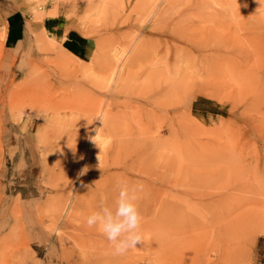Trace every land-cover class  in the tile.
<instances>
[{
  "label": "rangeland",
  "instance_id": "374dc122",
  "mask_svg": "<svg viewBox=\"0 0 264 264\" xmlns=\"http://www.w3.org/2000/svg\"><path fill=\"white\" fill-rule=\"evenodd\" d=\"M16 1L81 45L39 33L25 64L0 40V264H264L258 224L237 231L240 262L218 255L232 216L264 217V0ZM122 182L145 241L115 255L86 218Z\"/></svg>",
  "mask_w": 264,
  "mask_h": 264
},
{
  "label": "crops",
  "instance_id": "0c3cea01",
  "mask_svg": "<svg viewBox=\"0 0 264 264\" xmlns=\"http://www.w3.org/2000/svg\"><path fill=\"white\" fill-rule=\"evenodd\" d=\"M6 2L11 4L6 5ZM64 26L58 14L48 15L44 19H35L16 0H0V31L5 29L6 32L1 48V54L4 57L19 56L25 64L38 63L47 53L39 48L36 37L39 33L57 41L65 40L66 48H62L75 50L81 45V37L71 35V31L66 32ZM51 46L57 50L53 44ZM58 50L62 51L61 48ZM24 205L27 206L24 208V215L28 218L23 224L25 228L38 222L36 218L39 215L36 212L37 203L24 202ZM261 258H264V252Z\"/></svg>",
  "mask_w": 264,
  "mask_h": 264
},
{
  "label": "clouds",
  "instance_id": "9594fccd",
  "mask_svg": "<svg viewBox=\"0 0 264 264\" xmlns=\"http://www.w3.org/2000/svg\"><path fill=\"white\" fill-rule=\"evenodd\" d=\"M118 188V198L114 207L102 201L98 210L86 218V225L89 228L99 229L112 245L115 255H124L143 240L142 216L136 203L138 189L129 187L123 182Z\"/></svg>",
  "mask_w": 264,
  "mask_h": 264
},
{
  "label": "bare ground",
  "instance_id": "6f19581e",
  "mask_svg": "<svg viewBox=\"0 0 264 264\" xmlns=\"http://www.w3.org/2000/svg\"><path fill=\"white\" fill-rule=\"evenodd\" d=\"M175 1H173V3H174ZM175 4H176V2H175ZM5 27H6V25H5ZM6 32H5V29L2 31V33H0V40L1 39H3V37H4V34H5ZM146 88V87H145ZM144 92V91H143ZM147 92V91H146ZM136 93V92H135ZM172 99V98H171ZM170 99V100H171ZM109 102V101H108ZM172 101L171 102H168L167 104L168 105H170V107L168 108V109H166V113H167V111H169L170 109H174L175 108V105H176V103L175 102H173L172 104ZM167 104H165V105H167ZM107 105V104H106ZM134 108V107H133ZM187 110V109H186ZM191 110V109H190ZM169 114V113H168ZM176 114V113H175ZM175 114H174V116H175ZM182 114V113H181ZM185 114V113H184ZM187 115V114H186ZM126 116V115H125ZM179 116V115H178ZM185 116V115H184ZM190 116V115H189ZM131 117V116H130ZM180 117V116H179ZM186 117V116H185ZM191 117V116H190ZM128 119V118H127ZM174 119V118H173ZM109 120V119H108ZM171 120V119H170ZM169 120V121H170ZM172 121V120H171ZM180 121V120H179ZM185 121V120H184ZM177 122V121H176ZM186 122V121H185ZM192 122V121H191ZM135 123V122H134ZM173 124V123H172ZM179 124V123H178ZM101 125V124H100ZM131 126V125H130ZM138 126H139V124H138ZM170 126H172V125H170ZM181 127H183V125L181 124L180 125ZM185 126V125H184ZM189 126V125H188ZM104 127H106V126H104ZM108 127V126H107ZM173 127V126H172ZM174 127H176V126H174ZM173 127V128H174ZM178 127V126H177ZM180 127V128H181ZM172 128V129H173ZM182 129V128H181ZM184 129V128H183ZM139 130V129H138ZM178 130V129H177ZM142 131V130H141ZM179 131V130H178ZM183 131V130H182ZM172 132V131H171ZM180 132V131H179ZM175 133H176V131H175ZM95 134V133H94ZM99 134V133H98ZM146 134V133H145ZM179 134V133H178ZM99 136V135H98ZM94 138V137H93ZM178 139V138H177ZM108 143V142H107ZM111 143H112V141H111ZM117 143V142H116ZM109 145V144H108ZM120 145V144H119ZM111 146V145H110ZM110 146H109V148H106V147H104V148H106V149H109L111 152H112V150L110 149ZM113 146H114V143H113ZM117 147V146H116ZM122 147V146H121ZM120 149V148H119ZM89 150V149H88ZM108 150V151H109ZM121 150V149H120ZM155 150H156V147H155ZM107 151V150H106ZM105 154H106V152H105ZM120 154V153H119ZM113 155H114V153H113ZM116 155V154H115ZM117 155H118V153H117ZM122 155V154H121ZM120 155V156H121ZM119 156V155H118ZM123 156H124V154H123ZM154 157V156H153ZM108 158V157H107ZM122 158V157H121ZM120 158V159H121ZM106 159V158H105ZM109 159V158H108ZM118 159V158H117ZM123 160V159H122ZM121 160V161H122ZM111 162V161H110ZM109 162V163H110ZM118 162V161H117ZM123 162V161H122ZM104 163V162H103ZM153 163V162H152ZM102 164V163H101ZM115 165V164H114ZM120 165V164H119ZM122 165V164H121ZM124 166V165H123ZM104 167V166H103ZM106 167V166H105ZM104 167V168H105ZM122 167V166H121ZM120 167V168H121ZM126 167V166H125ZM103 168V170H105ZM107 168V167H106ZM115 168H117V167H115ZM97 169V168H96ZM100 169V168H99ZM102 169V168H101ZM107 169H109V168H107ZM124 169V168H123ZM95 170V169H94ZM175 170V169H174ZM97 171H98V169H97ZM102 171V170H101ZM100 172V171H99ZM108 172V171H107ZM100 174H102V173H100ZM82 176V175H81ZM163 176V175H162ZM87 179V178H86ZM173 181V180H172ZM171 183V182H170ZM172 184V183H171ZM175 190V189H174ZM109 192V191H108ZM108 194V193H107ZM166 196V195H165ZM152 199V198H151ZM110 200H112V198H110V194H109V196H106L105 197V199H104V202L106 203V205L110 202ZM140 199H138V202L140 203V201H139ZM160 201V200H159ZM161 202V201H160ZM222 202V201H221ZM150 203L151 204H153V202H151L150 201ZM170 204V205H169ZM162 203V205L161 206H164V208L166 209V210H164V212H165V214L167 215L166 217H167V219H166V221H167V225L168 224H170V221L172 222V220L174 221V219L177 217L175 214H172L173 212L172 211H174V209H173V207H171V204L172 203ZM138 206H139V204H138ZM238 206V205H237ZM148 208H149V204L148 203H145V204H143V205H141V212H143V213H146L147 212V210H148ZM159 210V209H158ZM243 210V209H242ZM176 211V210H175ZM163 212V213H164ZM142 213V214H143ZM176 213V212H175ZM230 218V217H229ZM228 223V224H227ZM256 224H258L260 227H264V217L261 215V217L259 218L258 216H257V214L255 213V211H251V210H246V211H241L240 213H238L237 215H234V216H232L231 217V219H229V222H226V223H224V225L223 226H220L221 228H219L218 230L219 231H221L222 232V235H225V237L223 238V240H222V243H224V245H223V247L222 248H220L219 249V251H218V255L220 256V257H222V260L225 262V263H231V262H236V261H241L242 259H243V257H242V254L240 253V252H242L241 251V249H240V251L239 252H237V253H233V252H231V244H232V242H233V240L238 236V232H239V230L240 229H242V230H245V231H247V230H249V229H254V226L256 225ZM218 225H220V224H218ZM96 230H89L88 228L85 230V235H84V237L83 238H78L77 240H76V242L75 243H83L84 241H85V239H89V238H92V239H95V232ZM238 231V232H237ZM99 232V231H98ZM97 234V233H96ZM236 234H237V236H236ZM144 236V235H143ZM145 237V236H144ZM143 237V238H144ZM144 240V239H143ZM145 241V240H144ZM235 241V240H234ZM237 242V241H236ZM144 243H146V242H144ZM237 244V243H236ZM233 246V245H232ZM241 247V246H240ZM235 249V248H234ZM238 249H239V245H238ZM165 251H167V250H165ZM235 251H236V249H235ZM166 254V253H165ZM168 255V251H167V254H166V256ZM112 256L114 257L115 255H111V258L110 259H112ZM168 257V256H167ZM166 258V257H165ZM169 258V257H168ZM169 259H171V257L169 258Z\"/></svg>",
  "mask_w": 264,
  "mask_h": 264
}]
</instances>
